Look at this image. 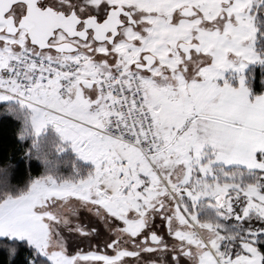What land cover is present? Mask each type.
Segmentation results:
<instances>
[{"label":"rangeland","instance_id":"374dc122","mask_svg":"<svg viewBox=\"0 0 264 264\" xmlns=\"http://www.w3.org/2000/svg\"><path fill=\"white\" fill-rule=\"evenodd\" d=\"M262 3L47 0L79 15L101 16L116 6L130 12L134 22L119 28L113 44H95L88 52L72 42L86 55V73L122 66L145 81L160 144L149 161L85 125L69 126L66 137L92 170L77 179L44 175L26 191L6 196L0 202V237L26 240L51 264H261L256 241L264 235V174L224 167L264 172V111L246 103L239 119L233 117L228 109L236 102L222 97L221 85L249 92L245 72L264 61V51L256 49L255 21ZM187 5L196 10L193 17L178 13ZM23 9L17 4L12 13ZM64 39L56 32L52 41ZM180 41L197 42L201 51L184 61ZM21 47L54 57L68 54L40 50L23 29L8 34L0 23V73ZM146 51L158 59L148 75L132 68ZM206 105H211L208 115ZM27 110L31 121L35 115L63 119ZM98 115H105L102 106ZM37 130L33 126L36 137L42 134ZM150 233L160 241L150 242Z\"/></svg>","mask_w":264,"mask_h":264},{"label":"built area","instance_id":"2783aa9c","mask_svg":"<svg viewBox=\"0 0 264 264\" xmlns=\"http://www.w3.org/2000/svg\"><path fill=\"white\" fill-rule=\"evenodd\" d=\"M85 64L81 51L54 57L21 47L0 73V92L25 108L62 116L57 106L70 98L78 83L92 81L105 113L98 131L150 161L160 135L144 80L122 66L91 75L85 73Z\"/></svg>","mask_w":264,"mask_h":264},{"label":"trees","instance_id":"16d2710c","mask_svg":"<svg viewBox=\"0 0 264 264\" xmlns=\"http://www.w3.org/2000/svg\"><path fill=\"white\" fill-rule=\"evenodd\" d=\"M256 49L264 51V0L257 8ZM245 84L251 96L264 94V61L245 72ZM64 145V144H63ZM227 171L264 174L224 167ZM92 166L80 160L53 130L38 137L33 134L30 113L13 100L0 101V202L8 195H18L28 189L33 179L51 175L57 179H77L88 175ZM264 191V188L262 189ZM246 223V222H245ZM256 247L264 264V235L259 234ZM0 264H51L23 239L0 237Z\"/></svg>","mask_w":264,"mask_h":264},{"label":"water","instance_id":"95a60500","mask_svg":"<svg viewBox=\"0 0 264 264\" xmlns=\"http://www.w3.org/2000/svg\"><path fill=\"white\" fill-rule=\"evenodd\" d=\"M44 0H0V23L4 24L5 32L8 34H15L19 29L26 30L27 39L30 45L40 50H53L55 52L71 53L78 50L77 45L72 42L66 41L61 43H51L50 40L57 30L66 33L70 38L76 36L79 32L77 24L81 20L80 17L71 11L66 13L62 10L55 9L50 5L40 6V2ZM22 4L24 11L19 17L12 14V9L15 5ZM120 14L130 16L129 12L121 6L111 7L108 10L106 18L101 22L94 23L90 26H85L82 31L91 28L96 33L98 28L105 27L101 30L102 34L110 32V36L104 38L93 36L96 41L102 42L107 40L113 43L114 37L119 33V27L123 25L120 19ZM180 14L183 16H194L196 10L188 5L180 9ZM178 47L181 52L185 53L186 58L189 56L191 49L198 52L201 46L198 43H185L180 42ZM154 60L150 54H146ZM82 83L93 85L92 81L83 80ZM161 207H157L159 210ZM148 239L152 243H158L160 237L156 233H150ZM143 241L146 238H142Z\"/></svg>","mask_w":264,"mask_h":264},{"label":"crops","instance_id":"0c3cea01","mask_svg":"<svg viewBox=\"0 0 264 264\" xmlns=\"http://www.w3.org/2000/svg\"><path fill=\"white\" fill-rule=\"evenodd\" d=\"M59 10V9H58ZM67 13V12H66ZM104 59V58H103ZM112 59V58H111ZM113 63H119V61L112 60ZM90 67H87L84 71H89ZM99 69V68H98ZM101 71V70H99ZM222 86L221 94H223V98H225L229 103L230 100L235 101L236 103H230L228 112L235 118L239 119L241 107L247 106L246 103L254 105L252 108L258 112L264 111V107H260V104H264V94L251 96V94L244 90H239L234 87L232 84L225 83ZM0 95V100H5V96ZM256 104V105H255ZM101 99L97 92V89L94 85L78 83L73 91L71 92L70 98L62 102L57 106L58 110L62 113L63 119L60 121L56 119H48L42 118L40 115L37 117L36 115L32 117V123L34 128H40L39 132L43 133L46 129L45 125L48 124L53 128L55 133L63 138V140L68 144L67 147L77 155V153L72 148V142L70 139L66 137L67 130L69 126L74 124H82L86 127H89L92 131L97 132L98 134H102L99 129L103 127V118H99V111L101 110ZM213 108V107H212ZM208 115L211 110V105H206L203 108V112ZM259 115V113H258ZM235 149L239 150L240 146L238 145ZM113 157V156H112ZM79 158V157H78ZM110 155L106 156L103 159L104 161L109 160ZM80 159V158H79ZM81 160V159H80ZM83 161V160H82ZM87 164H91L90 162H85ZM94 166V165H92Z\"/></svg>","mask_w":264,"mask_h":264},{"label":"flooded vegetation","instance_id":"af4514ba","mask_svg":"<svg viewBox=\"0 0 264 264\" xmlns=\"http://www.w3.org/2000/svg\"><path fill=\"white\" fill-rule=\"evenodd\" d=\"M46 1L47 0H44V1H41L40 2V6H42V7H44V6H47V4H46ZM188 6V5H187ZM185 7V6H184ZM23 8H24V6H23ZM181 8H183V7H181ZM180 8V9H181ZM180 9L178 10V13H179V15H181L180 14ZM75 11V13L80 17V21H79V23L77 24V29H78V33L76 34V36H74V37H72V38H70L66 33H64L63 31H61V30H57L56 32H60L61 34H63L64 36H65V39L63 40V41H59V42H54V41H52V39L55 37V35H56V32H55V34H54V36L51 38V40H50V42L51 43H61V42H66V41H69V42H72V40H75L76 42H78V43H80L81 45V47H83V48H85V50H87L88 52H90L92 49H93V45H95V44H104V43H106V44H110L111 45V43H109L107 40H104V41H102V42H98V41H96L95 40V38L93 37V36H97V37H101V38H106V37H109L110 36V32H107V33H104V34H102L100 31L101 30H103V29H105V27H102V29L101 28H98V31H96V33L95 32H93V30L91 29V28H88L85 32L84 31H82V29L85 27V26H90V25H93L94 23H97V22H99V23H101L105 18H106V16H107V14H108V10H107V12L104 14V15H101V16H99L98 14H82V15H79L77 12H76V10L74 9V8H71L70 9V11L69 12H71V11ZM23 11H24V9H23ZM128 11V10H127ZM69 12H67V13H69ZM129 12V11H128ZM13 15H15L14 13H12ZM20 14H22V13H20ZM20 14H18V15H15V17H19V15ZM129 14H130V12H129ZM131 15V14H130ZM181 16H183V15H181ZM184 17H189V16H184ZM193 17V16H192ZM120 19L123 21V25L122 26H120L119 28H122V27H124L125 25H126V23H130L131 21H132V23L134 22V19L132 18V16H131V18H130V16H127V15H124V14H120ZM123 19H125V20H123ZM133 19V20H132ZM21 29H23V28H21ZM25 32H26V30L25 29H23ZM119 35V33L114 37V39H113V43H114V41H115V38L117 37ZM180 42H182V41H180ZM180 42H178L177 43V49L179 50V52L182 54V56H183V60L184 61H186V60H188V59H190L191 58V55H192V52H196V51H194L193 49H191L190 50V52H189V56L186 58V55H185V53H183V52H181L180 51V49H179V47H178V44L180 43ZM73 43V42H72ZM112 43V44H113ZM185 43H197V42H185ZM75 44V43H74ZM199 44V43H198ZM75 45H77V44H75ZM77 47H79L78 45H77ZM51 51H53V50H51ZM200 51H201V48H200ZM200 51H198V52H196V53H199ZM146 54H150V55H152L153 57H154V60H152L150 57H146L145 58V55ZM157 61H158V59H157V57L156 56H154L153 54H151L150 52H143V53H141L140 54V58L138 59V60H136V61H134L133 62V64H132V68L135 70V71H137V72H140V73H143V74H147L148 75V70H150L151 68H153L154 67V65L157 63ZM144 83H145V81H144ZM145 86H146V83H145Z\"/></svg>","mask_w":264,"mask_h":264}]
</instances>
